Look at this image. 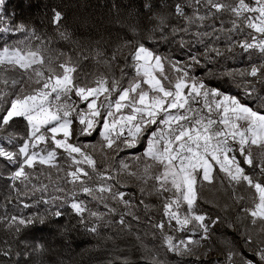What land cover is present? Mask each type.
Listing matches in <instances>:
<instances>
[{"label":"snow or ice","instance_id":"6c2138e0","mask_svg":"<svg viewBox=\"0 0 264 264\" xmlns=\"http://www.w3.org/2000/svg\"><path fill=\"white\" fill-rule=\"evenodd\" d=\"M6 4L0 0V33L9 36L0 42V139L11 147L0 144V158L14 165L6 198L14 205L0 209L9 236L0 240V264L29 256L16 247L21 234L63 217L65 208L91 234L114 228L134 236L144 264H202L214 251L212 264H264V89L256 87L264 85V0H142L134 13L142 8L151 26H129L132 38L110 53L101 40L75 38L58 7L48 17L53 34L15 22ZM61 41L72 47H53ZM158 43L200 50L182 59ZM237 48L258 53L259 62L213 70ZM88 59L96 71L83 74ZM218 77L243 87L253 103L208 83ZM206 188L229 202L207 200ZM202 203L234 209L235 217L213 216ZM40 205L42 212L27 211ZM157 210L160 218L150 214ZM141 224L159 247L144 243ZM218 226L242 243L217 235ZM45 250L42 243L33 249ZM108 264L139 261L122 255Z\"/></svg>","mask_w":264,"mask_h":264},{"label":"trees","instance_id":"16d2710c","mask_svg":"<svg viewBox=\"0 0 264 264\" xmlns=\"http://www.w3.org/2000/svg\"><path fill=\"white\" fill-rule=\"evenodd\" d=\"M154 3H159L160 0H153ZM142 0H7L6 15L14 18L15 22H24L35 26L37 29H47L49 33H53V28L48 22L50 10L53 7H58L66 14L68 26L74 33L75 38L80 39L82 43H87L93 40H101L102 46L110 53L115 46L121 42V39H131L132 35L129 32V26H137L142 30L150 27V22L143 15L137 17L134 13V8H140ZM115 5V7H113ZM132 7H129V6ZM129 13H133L129 15ZM54 34V33H53ZM8 34L0 33V42L8 39ZM14 38V37H13ZM53 47L61 48L68 51L72 46L61 41L54 44ZM161 53H172L182 59H187L189 50L196 52L200 50L199 45L193 44L191 49H180L175 43H158L154 45ZM250 62H259V54L254 53L249 57L248 53L242 52L239 48L228 56V58H220L216 65H212L214 71L223 72L227 69L244 68ZM103 70V69H101ZM96 71V65L91 59L83 60L80 64L79 72L83 74H91ZM201 69H197V75L202 74ZM117 74L118 70H117ZM208 83L213 86H220L224 90L230 91L232 94L240 96L248 103H253L244 96L243 87H237L230 82L226 77L209 78ZM257 89H264V85L257 84ZM26 123L23 120L16 121V128L23 130ZM99 137L81 138L80 142H94ZM8 147L6 139H0ZM143 151V148L133 150L122 154L125 157L138 155ZM14 165L8 163L3 158H0V209H3L5 203H8V208L13 209L14 202L9 203L6 199L10 192V171ZM128 192H136V189H125ZM203 196L209 201L223 205L228 201V196L222 191L205 189ZM153 203H158L156 199L151 198ZM202 207L210 212L213 216L228 215L234 219L235 210L228 209L226 212L220 208L213 207L212 204L202 203ZM44 206L28 209L32 211H43ZM104 209L101 207L100 209ZM65 215L61 218H50L44 225H36L27 229L21 234L16 247L22 252L27 250L29 256H21L18 264H25V260L30 261V264H108L109 260H114L117 256L128 255L131 260L139 261V264H144L143 260H139L140 252L134 247L137 244L134 236L125 234L117 235L116 230L103 228L101 234L96 236L89 233L86 229L76 223L75 216L68 208L63 209ZM151 215L159 217V212L154 211ZM62 226L68 227V231L63 232ZM140 232L142 239L149 247H159V237L152 235V230L141 224ZM145 233H147L145 235ZM221 233L234 239L237 244L242 243L238 233L229 228L217 227V235ZM109 236L115 237L108 239ZM9 238L8 234L0 225V240ZM214 242L215 237H214ZM45 246V251H33L38 244ZM217 249L220 245L217 243ZM162 251V249H161ZM218 253L214 251L210 253L207 260H203L202 264H212L215 259L211 254ZM246 255L251 257V253L246 252ZM170 260L179 261V257H173L169 254ZM182 264H194L191 258H185Z\"/></svg>","mask_w":264,"mask_h":264},{"label":"rangeland","instance_id":"374dc122","mask_svg":"<svg viewBox=\"0 0 264 264\" xmlns=\"http://www.w3.org/2000/svg\"><path fill=\"white\" fill-rule=\"evenodd\" d=\"M0 144H3V142H2V141H0ZM217 255H218V253H214V254H211V257H214V258H216V257H217Z\"/></svg>","mask_w":264,"mask_h":264}]
</instances>
